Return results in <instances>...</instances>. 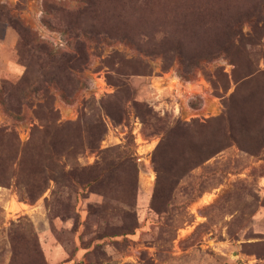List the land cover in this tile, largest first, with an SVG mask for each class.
<instances>
[{
    "label": "rangeland",
    "instance_id": "obj_1",
    "mask_svg": "<svg viewBox=\"0 0 264 264\" xmlns=\"http://www.w3.org/2000/svg\"><path fill=\"white\" fill-rule=\"evenodd\" d=\"M0 264H264V0H0Z\"/></svg>",
    "mask_w": 264,
    "mask_h": 264
},
{
    "label": "crops",
    "instance_id": "obj_2",
    "mask_svg": "<svg viewBox=\"0 0 264 264\" xmlns=\"http://www.w3.org/2000/svg\"><path fill=\"white\" fill-rule=\"evenodd\" d=\"M15 41H16V38H15L14 33L10 29H6L4 39H3V42H5V45H9L7 47H10V45L14 44Z\"/></svg>",
    "mask_w": 264,
    "mask_h": 264
},
{
    "label": "trees",
    "instance_id": "obj_3",
    "mask_svg": "<svg viewBox=\"0 0 264 264\" xmlns=\"http://www.w3.org/2000/svg\"><path fill=\"white\" fill-rule=\"evenodd\" d=\"M237 56H238V55H237ZM237 59H238L239 62H242V59H240V56H238ZM98 131H99V130H98ZM6 135H7L9 138H8ZM4 136L6 137V140H7V141H10V142H11L12 139H11V134H10V133L4 134ZM10 157H11V156H10ZM12 157H13V156H12ZM72 177H73V176H72ZM73 179L81 180V179H83V178H82V175H80V176H78V177H73ZM96 179H97V180L99 179V175H96L95 177H93L92 179H90V181H88V183L90 184L92 181H95Z\"/></svg>",
    "mask_w": 264,
    "mask_h": 264
}]
</instances>
